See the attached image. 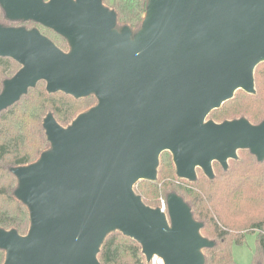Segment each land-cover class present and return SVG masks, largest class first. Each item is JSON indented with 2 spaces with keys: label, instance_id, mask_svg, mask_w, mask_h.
<instances>
[{
  "label": "water",
  "instance_id": "obj_1",
  "mask_svg": "<svg viewBox=\"0 0 264 264\" xmlns=\"http://www.w3.org/2000/svg\"><path fill=\"white\" fill-rule=\"evenodd\" d=\"M0 3L8 18L39 23L71 46L65 53L37 29L0 25V57L22 65L4 83L0 112L40 81L50 93L98 99L68 128L48 115L51 149L13 169L31 227L25 236L0 229L4 264H101L115 230L137 240L148 261L157 254L166 264H205L202 250L215 244L183 198L168 197L169 222L134 186L157 179L165 151L191 181L197 168L213 178L216 161L227 169L240 149L264 160V121H207L238 90L255 93L264 0H149L134 39L103 0Z\"/></svg>",
  "mask_w": 264,
  "mask_h": 264
},
{
  "label": "trees",
  "instance_id": "obj_2",
  "mask_svg": "<svg viewBox=\"0 0 264 264\" xmlns=\"http://www.w3.org/2000/svg\"><path fill=\"white\" fill-rule=\"evenodd\" d=\"M148 4L149 0H111L105 6L115 11L118 30L129 27L136 34L143 26ZM18 21L38 25L59 49L71 51L68 39L62 35L34 21L12 20L0 4V25L19 27L15 26ZM50 33L57 38L53 40ZM21 68L15 60L0 57V94L5 81ZM254 80L255 93L238 90L232 99L212 111L207 121L221 124L247 119L260 125L264 121L263 62L256 67ZM97 104L94 94L75 98L61 91L50 93L47 83L40 81L18 102L0 112V229L16 230L21 236L30 230V209L16 196L19 180L13 169L36 163L51 149L44 128L47 116L52 114L62 127L68 128ZM237 156L228 161L227 169L214 162L213 178L197 168V178L191 181L177 175L173 155L165 151L160 156L157 179L140 180L134 186L135 194L154 209L161 206V197L168 200L171 194H177L183 198L194 219L203 224L202 236L215 244L202 250L205 264H236L232 247L244 244L248 234L257 235L254 264H264V160L259 161L249 149L238 150ZM6 256L7 252L0 248V264L5 263ZM98 260L101 264H148L141 244L119 230L107 235Z\"/></svg>",
  "mask_w": 264,
  "mask_h": 264
},
{
  "label": "rangeland",
  "instance_id": "obj_3",
  "mask_svg": "<svg viewBox=\"0 0 264 264\" xmlns=\"http://www.w3.org/2000/svg\"><path fill=\"white\" fill-rule=\"evenodd\" d=\"M46 1H49V0H46ZM109 1H111V0H105V4ZM15 26H19L20 28L23 27L26 29H27V27H29V28H32L31 30L37 29L41 32L40 27H38V25H36L34 23L30 24V23H26L24 21H18ZM19 27H17V28H19ZM50 34H51V38L53 40H55L57 38L54 33H50ZM135 36H136V34L133 33L132 39H134ZM196 173H197V169H196ZM189 186H190V188L192 187L191 185H189ZM160 202H161V206L159 208H161L163 211H165V213L169 219V222H170V218L168 216V204H167L168 200H166L164 197H161ZM256 253H257V235L256 234L246 235V240H245L244 244H242V245H236L235 244L232 247V256H233V260L236 264H254V258H255Z\"/></svg>",
  "mask_w": 264,
  "mask_h": 264
},
{
  "label": "built area",
  "instance_id": "obj_4",
  "mask_svg": "<svg viewBox=\"0 0 264 264\" xmlns=\"http://www.w3.org/2000/svg\"><path fill=\"white\" fill-rule=\"evenodd\" d=\"M147 262L148 264H166L165 260L157 254L153 255L149 261L147 260Z\"/></svg>",
  "mask_w": 264,
  "mask_h": 264
}]
</instances>
